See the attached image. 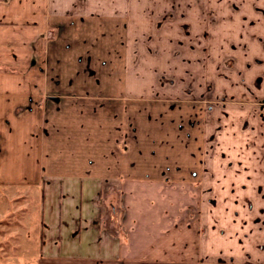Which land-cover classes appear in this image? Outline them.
Wrapping results in <instances>:
<instances>
[{"label":"rangeland","instance_id":"374dc122","mask_svg":"<svg viewBox=\"0 0 264 264\" xmlns=\"http://www.w3.org/2000/svg\"><path fill=\"white\" fill-rule=\"evenodd\" d=\"M144 1L116 5L122 24L88 20L108 17L94 11L62 36L54 69L69 95L52 116L56 154L109 179L172 183L165 194L181 214L212 184L209 196L228 197L231 211L237 194L216 182L251 174L249 157L264 170V23L244 0H171L159 11ZM254 192L264 214V190ZM38 201L36 191L3 190L0 264H34ZM190 210L199 224L200 209Z\"/></svg>","mask_w":264,"mask_h":264},{"label":"crops","instance_id":"0c3cea01","mask_svg":"<svg viewBox=\"0 0 264 264\" xmlns=\"http://www.w3.org/2000/svg\"><path fill=\"white\" fill-rule=\"evenodd\" d=\"M162 1L157 0V11L171 2ZM118 3L126 0H0V203L7 189L39 194L34 264H264L260 194L247 193L264 190L257 154L249 157L251 174L230 177L235 175L230 171L225 182L215 184L237 194L231 211L229 198L210 197L216 188L205 183L199 186L200 205L187 200L182 214L165 194L174 189L172 183L109 179L56 154L53 117L69 95L68 81L63 87V76L54 69L62 58V36L94 11L108 17L88 20L122 24L116 20L122 15ZM242 8L264 23V0H244ZM50 29L59 32L55 40ZM245 198L252 201L250 211ZM192 206L200 209L199 224Z\"/></svg>","mask_w":264,"mask_h":264}]
</instances>
